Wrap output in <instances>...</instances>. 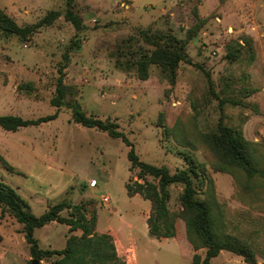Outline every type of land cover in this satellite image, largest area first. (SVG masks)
Masks as SVG:
<instances>
[{"label": "rangeland", "instance_id": "obj_1", "mask_svg": "<svg viewBox=\"0 0 264 264\" xmlns=\"http://www.w3.org/2000/svg\"><path fill=\"white\" fill-rule=\"evenodd\" d=\"M74 2L84 25L79 31L63 16L65 0H0V9L21 26L35 24L50 10L61 13L28 38L0 31V115L30 119L58 112L15 131L0 127V183L12 187L35 215L64 200L87 201L88 216L96 212L95 230L112 235L125 264H191L194 253L204 254V248L193 249L178 215L179 184L168 187L175 235H150V201L129 196L125 188L137 171L130 170L129 147L121 137L75 123L70 108L75 104L86 115L116 122L147 163L171 172L187 167L185 155L201 163L213 181L225 230L249 241L256 264H264V182L256 198L243 192L232 174L214 168L215 157L202 141L219 122L249 141H264V0ZM143 32L186 41L188 61L178 64L173 80L156 64L146 79L135 68L116 66V59L134 60L150 49ZM72 39L80 47L69 52L67 95L57 108L50 103L57 66ZM236 173L243 182L244 175ZM1 214L0 264H27L32 257L22 224L0 206ZM69 234L55 221L34 231L40 246L49 249L63 248ZM212 263L248 264L227 250Z\"/></svg>", "mask_w": 264, "mask_h": 264}, {"label": "trees", "instance_id": "obj_2", "mask_svg": "<svg viewBox=\"0 0 264 264\" xmlns=\"http://www.w3.org/2000/svg\"><path fill=\"white\" fill-rule=\"evenodd\" d=\"M64 18L76 31L84 25L75 11L74 0H65ZM61 13L50 10L33 25H18L8 14L0 9V31L8 37L16 35L30 37L38 27L50 25ZM143 40L150 49L134 60L116 59L117 67L129 70L135 68L141 79L149 75V66L156 64L162 74L173 80L181 61L187 62L186 41L177 40L171 35H156L143 32ZM80 47L79 39H72L62 53V61L57 66L55 93L50 99L51 105L59 108L67 95L65 68L69 62V52ZM71 118L75 123L107 132L112 137H121L129 147L127 159L130 170L137 168L135 179L125 183L129 196L141 195L150 201L151 208L146 218L148 231L154 238H168L175 235L174 216L169 210L170 197L168 187L173 184L182 186L179 195L180 210L178 215L184 220L187 239L194 250L204 248V254L194 253L191 264H213L212 258L221 250L233 252L248 264H256L255 249L246 239H241L225 230L223 209L215 196L214 184L206 175L204 166L191 156L185 155L187 167L173 172L168 167L147 163L139 158L127 137L118 130V124L109 119H100L86 115L78 105L72 104ZM53 114L25 119L16 115H0V127L15 131L20 127L37 125L57 116ZM202 141L215 157L214 168L228 172L238 180V187L249 192L253 197L259 195L257 188L264 182V141L261 143L245 139L240 130L230 128L219 122L217 128L202 134ZM4 164L8 165L2 159ZM240 171L245 180L241 182L236 172ZM203 197L198 196L201 189ZM88 202L72 203L61 201L50 206L40 215L33 214L25 201L10 186L0 183V206L5 208L17 222L22 224V232L28 251L33 259L50 260L49 264H125L116 249L114 239L109 233L95 230L96 212L88 216ZM68 209L66 216L61 215ZM2 214L0 215V217ZM64 223L69 231L80 230V234H69L63 248H42L34 235L36 228L50 222ZM31 260V261H32ZM30 261V262H31ZM28 262L27 264H30Z\"/></svg>", "mask_w": 264, "mask_h": 264}, {"label": "crops", "instance_id": "obj_3", "mask_svg": "<svg viewBox=\"0 0 264 264\" xmlns=\"http://www.w3.org/2000/svg\"><path fill=\"white\" fill-rule=\"evenodd\" d=\"M50 223H51V222H50ZM47 225H48V224L44 225V227L47 226ZM65 226H66V230L69 231V226L66 225V224H65ZM70 233L78 234V235H79V234H80V230H73V231H71ZM37 239H38V238H37ZM38 241H40V240L38 239ZM39 245H40V244H39ZM52 249H54V248H52Z\"/></svg>", "mask_w": 264, "mask_h": 264}, {"label": "water", "instance_id": "obj_4", "mask_svg": "<svg viewBox=\"0 0 264 264\" xmlns=\"http://www.w3.org/2000/svg\"><path fill=\"white\" fill-rule=\"evenodd\" d=\"M30 264H39V261L37 259H33Z\"/></svg>", "mask_w": 264, "mask_h": 264}, {"label": "built area", "instance_id": "obj_5", "mask_svg": "<svg viewBox=\"0 0 264 264\" xmlns=\"http://www.w3.org/2000/svg\"><path fill=\"white\" fill-rule=\"evenodd\" d=\"M103 200H104V201H107V200H108V197H107V196H104V197H103Z\"/></svg>", "mask_w": 264, "mask_h": 264}]
</instances>
